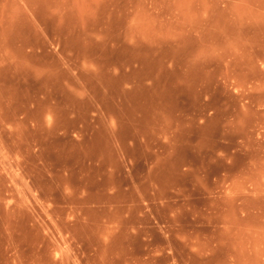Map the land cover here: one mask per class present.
Segmentation results:
<instances>
[{"label": "rangeland", "instance_id": "obj_1", "mask_svg": "<svg viewBox=\"0 0 264 264\" xmlns=\"http://www.w3.org/2000/svg\"><path fill=\"white\" fill-rule=\"evenodd\" d=\"M0 264H264V0H0Z\"/></svg>", "mask_w": 264, "mask_h": 264}, {"label": "bare ground", "instance_id": "obj_2", "mask_svg": "<svg viewBox=\"0 0 264 264\" xmlns=\"http://www.w3.org/2000/svg\"><path fill=\"white\" fill-rule=\"evenodd\" d=\"M24 117H26V116H24Z\"/></svg>", "mask_w": 264, "mask_h": 264}]
</instances>
